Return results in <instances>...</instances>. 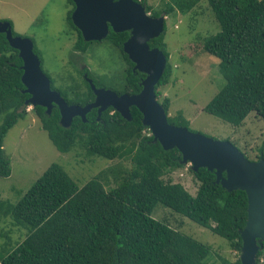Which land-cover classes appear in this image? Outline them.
I'll list each match as a JSON object with an SVG mask.
<instances>
[{"label": "trees", "instance_id": "16d2710c", "mask_svg": "<svg viewBox=\"0 0 264 264\" xmlns=\"http://www.w3.org/2000/svg\"><path fill=\"white\" fill-rule=\"evenodd\" d=\"M67 1L71 9L66 20L77 34L73 49L84 52L87 43L71 20L75 6L72 0ZM134 1L143 4L150 16L159 17L175 10L187 13L199 0H168L166 8L159 12L147 0ZM207 3L219 31L202 39V50L218 59L225 84L203 110L234 126L241 125L250 113L264 121V0H207ZM12 34L17 36L13 29ZM163 35L164 32L148 44L162 50L167 59L155 95L168 114L169 99L159 100V88L171 77ZM128 37V31H110L107 36L126 63L119 95L138 93L145 77L144 73L133 71L134 64L123 52L122 45ZM21 66L18 51L0 33L1 177H8L11 172L3 139L27 115L25 101L30 95L23 92ZM82 72L91 78L85 68L78 71L82 80L69 74L68 83L62 87H56L48 77L51 88L68 104L84 106L94 100ZM92 81L101 87L99 82ZM32 111L59 152L67 153L79 146L89 156L129 160L131 168L117 186L106 190L100 176L79 187L61 165L53 163L17 202L0 201V215L28 231L16 246L0 251V264H214L209 263V246L151 216L158 203L225 239L237 258L232 262L222 259V263L240 264V230L247 219L245 192H228L215 183L214 172L205 168L194 172L189 167L198 182L195 195L181 183L164 180L166 175L184 166L180 163L181 154L176 148L165 151L158 142H153L136 107H130V121L111 107L99 119L97 109H91L85 121L75 117L69 128L60 125L57 106L52 107L50 114L41 106L32 107ZM167 120L188 128V120L180 113L167 116ZM263 250L264 243L256 264Z\"/></svg>", "mask_w": 264, "mask_h": 264}, {"label": "rangeland", "instance_id": "374dc122", "mask_svg": "<svg viewBox=\"0 0 264 264\" xmlns=\"http://www.w3.org/2000/svg\"><path fill=\"white\" fill-rule=\"evenodd\" d=\"M167 3L168 0H147L156 12L163 11ZM69 9L67 0H0V21L9 20L17 36L33 41L41 68L56 87L67 84L69 74L79 80L78 70L85 66L91 79L102 88L121 92L126 63L120 51L103 40L90 45L84 56H75L73 45L77 36L66 20ZM161 15L165 17L163 37L171 77L159 88V100L169 99L167 116L180 113L188 120L190 131L215 140H227L252 162L264 158V121L258 116L250 113L241 125L234 126L203 110L225 84L218 59L202 50V39L219 31L207 0H199L184 14L175 10L167 16ZM26 112V117L19 119L3 139L4 155L10 160L11 172L8 177L0 176V201L17 202L53 163L61 165L79 187L100 176L106 190L117 186L130 170L129 160L89 156L79 146L67 153L59 152L41 128L32 106H28ZM189 167L186 164L176 169L164 180L181 183L195 195L198 182ZM151 216L209 246V263L223 264L222 259L232 262L237 258L225 239L161 203L156 204ZM27 233V229L15 225L11 218L0 215V251L16 246Z\"/></svg>", "mask_w": 264, "mask_h": 264}, {"label": "water", "instance_id": "95a60500", "mask_svg": "<svg viewBox=\"0 0 264 264\" xmlns=\"http://www.w3.org/2000/svg\"><path fill=\"white\" fill-rule=\"evenodd\" d=\"M74 10L71 20L81 32L83 40L101 41L109 33L129 32L123 43V52L134 64L133 71L145 74L141 90L136 94H117L115 91L96 87L91 78L86 82L94 94V100L84 106L68 104L61 94L51 88L50 79L41 68V61L34 52L33 41L26 37L13 36L8 21H0V33H4L9 45L18 51L22 60L21 76L24 93L30 95L27 106L44 107L50 114L57 106L59 123L69 128L75 117L85 121L91 109H97V119L111 107L127 121L131 120L130 107L142 114L153 142L163 150L176 148L181 154L182 165L189 164L194 172L205 168L215 174V183L228 192L241 190L247 196L246 224L240 230L242 240L240 264H256V258L264 243V158L252 162L231 142L215 140L184 126L168 122L167 114L157 101L155 86L166 68L167 59L159 48H151L148 42L159 37L165 29V17L150 16L143 4L134 0H72Z\"/></svg>", "mask_w": 264, "mask_h": 264}, {"label": "flooded vegetation", "instance_id": "af4514ba", "mask_svg": "<svg viewBox=\"0 0 264 264\" xmlns=\"http://www.w3.org/2000/svg\"><path fill=\"white\" fill-rule=\"evenodd\" d=\"M110 31H113V30L111 29V27H109V33H110ZM72 32L76 34L75 31H72ZM113 32H114V31H113ZM109 33H108V34H109ZM76 36H77V34H76ZM107 36H108V35H107ZM76 40H77V37H76ZM76 40H75V41H76ZM103 40H107V37H106L105 39H103ZM103 40H101V41H89V42H86V41H85V42L87 43V46H86L85 51H84V52L75 51V52H76V55H75V56H84V54H87V53H85V52H86L87 49H89V46H90V45H92L93 43H101ZM109 43H110L111 46H114L110 41H109ZM121 56H122V55H121ZM85 68H86L85 66H81L80 69H79L78 71H83ZM81 77H83V79L86 80V77H88V75H87L86 72H82ZM88 78H89V77H88Z\"/></svg>", "mask_w": 264, "mask_h": 264}, {"label": "built area", "instance_id": "2783aa9c", "mask_svg": "<svg viewBox=\"0 0 264 264\" xmlns=\"http://www.w3.org/2000/svg\"><path fill=\"white\" fill-rule=\"evenodd\" d=\"M259 264H264V256L260 259Z\"/></svg>", "mask_w": 264, "mask_h": 264}]
</instances>
